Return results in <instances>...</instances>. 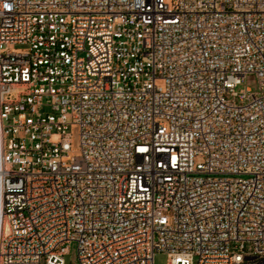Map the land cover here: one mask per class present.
Masks as SVG:
<instances>
[{
  "label": "built area",
  "instance_id": "built-area-1",
  "mask_svg": "<svg viewBox=\"0 0 264 264\" xmlns=\"http://www.w3.org/2000/svg\"><path fill=\"white\" fill-rule=\"evenodd\" d=\"M72 242L264 264V0H0V264Z\"/></svg>",
  "mask_w": 264,
  "mask_h": 264
},
{
  "label": "rangeland",
  "instance_id": "rangeland-1",
  "mask_svg": "<svg viewBox=\"0 0 264 264\" xmlns=\"http://www.w3.org/2000/svg\"><path fill=\"white\" fill-rule=\"evenodd\" d=\"M241 89H250L251 92L256 93L259 91L258 82L255 79V76L250 74L247 75L245 80L237 90ZM69 252L65 255L66 264H80L77 258V244L72 242L68 245ZM247 250H250V247L247 245ZM168 260L167 254L159 253L155 256L154 263L155 264H166Z\"/></svg>",
  "mask_w": 264,
  "mask_h": 264
}]
</instances>
